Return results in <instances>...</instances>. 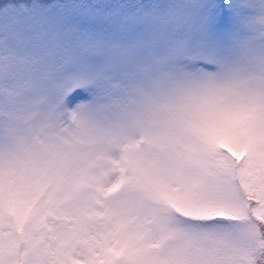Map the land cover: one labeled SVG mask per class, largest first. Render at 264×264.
<instances>
[{
	"label": "snow or ice",
	"instance_id": "snow-or-ice-1",
	"mask_svg": "<svg viewBox=\"0 0 264 264\" xmlns=\"http://www.w3.org/2000/svg\"><path fill=\"white\" fill-rule=\"evenodd\" d=\"M162 7L0 0V264H264V106L207 86L212 0Z\"/></svg>",
	"mask_w": 264,
	"mask_h": 264
},
{
	"label": "clouds",
	"instance_id": "clouds-1",
	"mask_svg": "<svg viewBox=\"0 0 264 264\" xmlns=\"http://www.w3.org/2000/svg\"><path fill=\"white\" fill-rule=\"evenodd\" d=\"M196 2V0H160L164 7L157 14L167 17L171 5ZM218 63L210 66L211 83L215 92L230 90L234 94L251 93L264 106V24L243 25L228 42L215 49ZM204 90V86H200Z\"/></svg>",
	"mask_w": 264,
	"mask_h": 264
},
{
	"label": "rangeland",
	"instance_id": "rangeland-1",
	"mask_svg": "<svg viewBox=\"0 0 264 264\" xmlns=\"http://www.w3.org/2000/svg\"><path fill=\"white\" fill-rule=\"evenodd\" d=\"M232 2L233 0H212L213 11L219 23L212 45L214 52L219 44L226 43L235 36L253 14L249 10L237 14L233 11Z\"/></svg>",
	"mask_w": 264,
	"mask_h": 264
}]
</instances>
